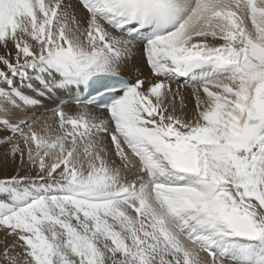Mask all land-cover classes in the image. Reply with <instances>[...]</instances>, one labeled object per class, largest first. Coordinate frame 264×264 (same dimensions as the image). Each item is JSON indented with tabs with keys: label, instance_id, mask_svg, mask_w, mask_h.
I'll return each instance as SVG.
<instances>
[{
	"label": "snow or ice",
	"instance_id": "1",
	"mask_svg": "<svg viewBox=\"0 0 264 264\" xmlns=\"http://www.w3.org/2000/svg\"><path fill=\"white\" fill-rule=\"evenodd\" d=\"M0 153V264H264V0H0Z\"/></svg>",
	"mask_w": 264,
	"mask_h": 264
},
{
	"label": "bare ground",
	"instance_id": "2",
	"mask_svg": "<svg viewBox=\"0 0 264 264\" xmlns=\"http://www.w3.org/2000/svg\"><path fill=\"white\" fill-rule=\"evenodd\" d=\"M122 74L129 77L131 80H136L137 78H142L146 80H151L155 82L157 78L152 76L149 66L146 63V60L142 55H137L135 58L131 59L127 65L122 70ZM177 84L184 85L183 80H178L175 83H173V89L177 87ZM147 83L145 84V87H147ZM180 91L183 94L184 97V104L186 107L184 108V112L187 113L188 117L191 118V116L195 112V100L192 95V88L186 87V86H180ZM56 106L54 101H45L43 107H38L31 109L28 112L29 116L37 115L39 119L41 120H48L49 122L54 121V117L51 113V109H53ZM177 107L179 110V101H177ZM66 111H75V107L69 106L66 107ZM17 171V164L11 161L10 159H5L3 154L0 153V178H4L7 176H11L16 174ZM201 256L210 261V257L207 253H201Z\"/></svg>",
	"mask_w": 264,
	"mask_h": 264
},
{
	"label": "rangeland",
	"instance_id": "3",
	"mask_svg": "<svg viewBox=\"0 0 264 264\" xmlns=\"http://www.w3.org/2000/svg\"><path fill=\"white\" fill-rule=\"evenodd\" d=\"M180 86H184V85H180ZM3 235H4V233L2 231H0V240L3 239ZM0 247H2V244H0Z\"/></svg>",
	"mask_w": 264,
	"mask_h": 264
}]
</instances>
